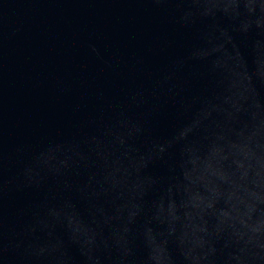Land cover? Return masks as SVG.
I'll use <instances>...</instances> for the list:
<instances>
[{"label":"water","instance_id":"95a60500","mask_svg":"<svg viewBox=\"0 0 264 264\" xmlns=\"http://www.w3.org/2000/svg\"><path fill=\"white\" fill-rule=\"evenodd\" d=\"M0 264H264V0H0Z\"/></svg>","mask_w":264,"mask_h":264}]
</instances>
